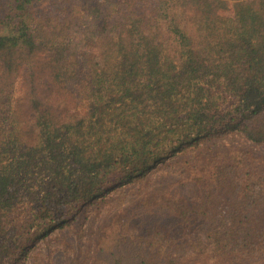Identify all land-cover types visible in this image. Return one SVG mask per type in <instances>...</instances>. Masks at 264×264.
I'll use <instances>...</instances> for the list:
<instances>
[{
  "label": "trees",
  "instance_id": "trees-1",
  "mask_svg": "<svg viewBox=\"0 0 264 264\" xmlns=\"http://www.w3.org/2000/svg\"><path fill=\"white\" fill-rule=\"evenodd\" d=\"M42 1L2 0L0 264L193 150L198 194L150 197L170 222L100 264H264V157L202 150L264 146V0Z\"/></svg>",
  "mask_w": 264,
  "mask_h": 264
},
{
  "label": "rangeland",
  "instance_id": "rangeland-1",
  "mask_svg": "<svg viewBox=\"0 0 264 264\" xmlns=\"http://www.w3.org/2000/svg\"><path fill=\"white\" fill-rule=\"evenodd\" d=\"M7 7L0 0V18ZM55 8L52 0H43L35 9L38 14L47 15ZM209 144L212 146L209 150L205 146L202 150L210 155L220 153L216 160L244 156V151L264 157V146L252 145L235 133L216 138ZM197 155L198 151L193 150L187 156L170 157L155 166L144 180H136L112 192L99 207L91 206L81 211L70 225L50 231L35 241L24 264H100L102 252L114 246L123 225L152 235L155 229L163 228L170 221L161 207L151 210L144 203L152 196L195 197L205 175V172L194 170ZM212 164L206 167L207 172Z\"/></svg>",
  "mask_w": 264,
  "mask_h": 264
}]
</instances>
